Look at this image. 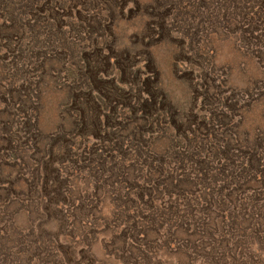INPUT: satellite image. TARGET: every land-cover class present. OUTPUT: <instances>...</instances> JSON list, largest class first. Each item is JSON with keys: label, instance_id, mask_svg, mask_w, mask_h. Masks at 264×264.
Wrapping results in <instances>:
<instances>
[{"label": "rangeland", "instance_id": "1", "mask_svg": "<svg viewBox=\"0 0 264 264\" xmlns=\"http://www.w3.org/2000/svg\"><path fill=\"white\" fill-rule=\"evenodd\" d=\"M0 264H264V0H0Z\"/></svg>", "mask_w": 264, "mask_h": 264}]
</instances>
